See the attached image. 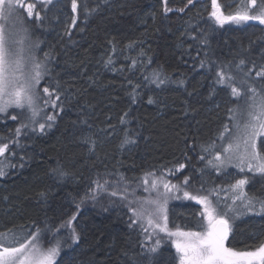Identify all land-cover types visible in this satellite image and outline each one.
<instances>
[{"label": "trees", "instance_id": "1", "mask_svg": "<svg viewBox=\"0 0 264 264\" xmlns=\"http://www.w3.org/2000/svg\"><path fill=\"white\" fill-rule=\"evenodd\" d=\"M26 1L40 19L17 9L12 25L28 30L25 42L44 63V75L35 121L27 109L0 113V143L18 141L0 157V233L23 237L11 246L39 229L41 245L60 247L54 264H176L172 237L149 230L146 218L133 223L130 209L143 204L146 217L153 212L144 205L156 195L153 177L144 184L146 173L179 186L166 205L169 230L204 228L199 205L182 201L185 192L204 191L216 195L225 218L235 217L226 246L254 251L264 243L260 205L230 207L238 176L214 166L233 107H248L252 88L264 95V77L256 75L264 69V25L218 24L212 0H77L76 12L72 0ZM231 1L217 0L225 16L252 7ZM220 71L234 74L231 86L217 82ZM257 146L264 153V143ZM247 180V198L263 200L264 175ZM156 236L161 243L152 253Z\"/></svg>", "mask_w": 264, "mask_h": 264}, {"label": "snow or ice", "instance_id": "2", "mask_svg": "<svg viewBox=\"0 0 264 264\" xmlns=\"http://www.w3.org/2000/svg\"><path fill=\"white\" fill-rule=\"evenodd\" d=\"M45 4L51 3V0H43ZM191 4L192 0H188ZM248 5L238 9L235 13L225 16L221 11L220 5L217 0H212L213 11L211 16L218 24L223 25L226 21H231L236 24H242L249 21H258L261 25H264V0H248ZM34 3H25V0H0V18H7L13 15L17 9L26 11L29 18L35 17L40 19V13L34 12ZM72 10L77 11V0H72ZM170 11L167 7L165 12ZM182 11V10H181ZM7 13V16H6ZM76 18L73 17V24H75ZM27 33V29H23ZM26 36H22L20 39H12L11 34L5 33L3 25H0V113H6L9 108L15 107L23 111L28 109L30 115L28 119L35 121L40 115L41 108L38 103L40 99L37 85L41 82L44 75V63L42 61L36 62V57L31 59L34 61L32 73L26 75L24 68L25 63V43ZM47 56V53L45 54ZM243 61H241V64ZM157 82L163 84L165 81L159 79V73L155 74ZM258 77H264V69L256 73ZM218 83L228 84L231 86V81L234 79L230 74H226L223 71L217 73ZM232 94L238 96L240 90L237 87H231ZM253 93L252 103L249 106V121L242 130L238 128V134L234 138L233 143H230L224 148V153L227 155V161L230 163L233 159L238 161V167L241 172L246 165L249 171L264 174V153L257 151V145L255 142L256 136L264 132V96L257 98V92L255 88L250 89ZM43 92L48 95L49 99L51 93L49 88H44ZM57 100L59 97L57 96ZM49 100L44 101V107H47ZM151 102V101H150ZM55 106L56 101L52 102ZM16 119V117H12ZM54 116H47V121H52ZM122 122H123V118ZM27 124H22L15 132L16 136L21 135V130L26 128ZM41 131L45 128V124L39 125ZM51 127V124H48ZM223 135V134H221ZM125 143L128 142L126 139ZM264 143V141H262ZM10 144H18V141H10L9 143H0V157L5 155ZM204 151H208L207 148ZM219 162L216 167L222 168L224 166V159L217 153L215 157ZM209 164H213V161L209 160ZM181 168L184 165H180ZM63 175V173H60ZM5 175V171L2 165H0V176ZM153 177L151 180V190L157 192V199L148 200L145 203L154 206V212H149L147 217L145 216L146 209L141 205L140 209H130L133 215L136 216V220L133 223L147 219V224L154 230L158 229L160 233H165L168 237H175L173 245L176 249V258L178 264H264V243H261L255 248L254 251L237 250L233 247L226 246V241L230 239V233L233 232V224L230 220H234L235 217H229L228 213H220L218 211V205L213 206V202L208 196H193L189 192H185L184 196L192 200H196L199 204L204 206L203 213L201 215L207 220V227L204 231H181L179 228L176 231H171L168 228V217L166 214V205L168 203L169 193L173 189H178V185L170 184L162 176L156 177L154 173H146L144 178V184H148V177ZM188 183V178H185V184ZM248 183L247 178L238 179L231 185V189L234 193V200L244 201V206L249 210H253L255 205H260V212L264 213V200L253 198H247V193L243 191L244 185ZM163 185L164 192L160 193L158 190L159 185ZM103 185L97 182V188H102ZM145 191H149L145 187ZM239 193V195H235ZM113 196L117 195L115 191L111 193ZM159 217L163 220V223L157 222L153 219V216ZM68 225H71V220L68 221ZM147 232V229H145ZM40 230L33 233L31 237L26 239L23 243H19V246H11L13 243H18L23 237L17 236L11 233H0V264H54L59 254L60 247L57 244L46 251L40 248L35 241L39 238ZM73 239H77L73 235ZM7 242V245L5 244ZM161 241H156L150 251L155 253L158 250V246Z\"/></svg>", "mask_w": 264, "mask_h": 264}, {"label": "rangeland", "instance_id": "3", "mask_svg": "<svg viewBox=\"0 0 264 264\" xmlns=\"http://www.w3.org/2000/svg\"><path fill=\"white\" fill-rule=\"evenodd\" d=\"M27 2L28 1H26L25 3H27ZM235 2H236V0H232L231 1L232 4L235 3ZM212 8L213 7H212V3H211V10H212ZM6 16H7V13H6ZM15 17H16V14L14 13L13 15L8 16L7 18H0V25H3L4 26V29H5L6 25H7L5 23L6 22L9 23L8 26H7V29H5L6 35L7 34H11V38L14 39V40L15 39H20L22 36H26V39H28L31 42V40L28 38V36L23 32V29L22 28H17L16 30L14 29V26L12 24L15 21V19H14ZM29 41H28V45H27L26 42L24 43V48H25L24 56H25V63H26V66L24 68V72H25L26 75L32 73L34 61L31 58L32 57H36L35 56V53H34V49H33L34 47L31 46V44H30ZM36 62H39L38 59H37V57H36ZM231 76H234V74L232 73ZM41 82H42V80H41ZM37 88L39 89V85H37ZM261 96H264V95H260V97ZM252 99H253V97H252ZM252 99H251V102L249 103V106L252 103ZM38 103H39V101H38ZM249 106L246 107V108L244 107L242 110H241V107L240 108H237L235 106L233 107V109L229 113L230 123L226 127H223L220 130V132H219L220 141L221 142H224V145H222L221 148L218 147L219 149H217L215 151L216 153H219L221 155L222 159H224V161H225L224 166L222 167V169H227V167H231V168L235 169L234 173L237 174L238 177H237V179H235L233 181V184L238 179H245V178H247V176L249 174H253V175H264V174L256 173V172H253V171H249V169L247 168L246 165L244 166L243 172H241L240 168L237 166L238 165V161L235 160V159H233L229 163L227 161V155L224 153V148L227 147L230 143H233L234 138L237 136V134H238V128L240 130H242L244 128V126L248 123V121H249V116H248ZM11 108H13V107H11ZM25 109H27V108H25ZM221 134H223V135H221ZM258 141H260L261 143H262V141H264V132H261L260 135L256 136V138H255L256 145L258 144ZM257 151H258V146H257ZM245 187H246V184L244 185V188H243V191L244 192H245ZM158 190H159V187H158ZM230 191L232 192V195H228V197H229V199H228L229 206L232 207V208H236V209L242 208L244 206V203L245 202L242 201V200H234L233 199L234 193H233V191H232L231 188H230ZM155 193H156V195H154L152 199H148V200L157 199V192L155 191ZM235 195H239V193H235ZM193 196H208L209 199L213 202V206L216 207L215 201H216V198L217 197H216L215 194H213L211 192H204L203 191V192H200V193L193 194ZM186 199H189V198L183 197L182 198V201H186ZM148 200H145L144 201V205H145L146 208H149V209H151L154 212V206L153 205H150L148 203H145ZM193 201L196 202L199 205V207L201 208L202 213H203L204 206L202 204H199L196 200H193ZM237 207H240V208H237ZM203 218H204V216H203ZM153 219H155L159 223H163V220L161 218H159V217H156L155 215L153 216ZM202 223L204 224V228L202 230H198V232L204 231L206 229V227H207V220L205 218L202 221ZM149 230H154V229L151 227V228H149ZM156 230H158V229H156ZM185 232H188V231H185ZM39 237H41L40 234H39ZM158 239L160 240V238L156 236L155 237V241H157ZM174 239H176V238L175 237H172V241ZM35 243L40 248H42L45 251L47 249L53 247V246H56V244H52V243H49V242L46 243L45 245H41L39 243L38 239L35 241ZM173 247H174V245H173ZM174 252H175L174 253V257L175 258L173 257V259H174V262H176V264H178V260L176 258L177 254H176L175 247H174Z\"/></svg>", "mask_w": 264, "mask_h": 264}, {"label": "bare ground", "instance_id": "4", "mask_svg": "<svg viewBox=\"0 0 264 264\" xmlns=\"http://www.w3.org/2000/svg\"><path fill=\"white\" fill-rule=\"evenodd\" d=\"M261 143V142H260Z\"/></svg>", "mask_w": 264, "mask_h": 264}]
</instances>
